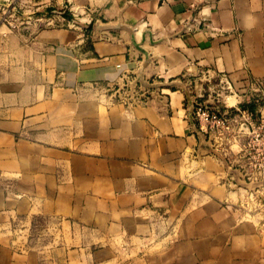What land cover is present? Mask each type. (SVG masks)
<instances>
[{
	"label": "crops",
	"instance_id": "obj_1",
	"mask_svg": "<svg viewBox=\"0 0 264 264\" xmlns=\"http://www.w3.org/2000/svg\"><path fill=\"white\" fill-rule=\"evenodd\" d=\"M221 76L264 81V0H0V264H264L243 142L195 118Z\"/></svg>",
	"mask_w": 264,
	"mask_h": 264
},
{
	"label": "built area",
	"instance_id": "obj_2",
	"mask_svg": "<svg viewBox=\"0 0 264 264\" xmlns=\"http://www.w3.org/2000/svg\"><path fill=\"white\" fill-rule=\"evenodd\" d=\"M220 84L232 88L231 82L227 78H222ZM224 89V88H222ZM221 91L216 95L211 94L208 101L195 103V118L201 130L205 132L214 142L221 143L223 139L227 141L231 138H238L246 132L248 139L240 152L241 159L246 154L250 160L249 168H253L255 174H249L245 166L243 168L244 176L249 182L258 179L264 181V125L254 127L251 122L244 126L236 127L234 123L237 119L246 118L250 120L253 114L249 110L237 109V114H232L228 109H224L219 105V97ZM102 96L108 99L115 97L122 101L126 106L134 107L137 105L148 104L152 99V92L144 89L134 83V81L126 83L123 88H113L108 86L102 90ZM231 109V108H230ZM240 161H238L239 163Z\"/></svg>",
	"mask_w": 264,
	"mask_h": 264
},
{
	"label": "rangeland",
	"instance_id": "obj_3",
	"mask_svg": "<svg viewBox=\"0 0 264 264\" xmlns=\"http://www.w3.org/2000/svg\"><path fill=\"white\" fill-rule=\"evenodd\" d=\"M222 79V76L219 77L216 81L213 82H209L210 83V87H211V94L216 95L217 92L221 91L220 93L221 96L219 97L221 100L219 101V106L224 108V104H225V99L227 100L230 97L233 96H237L238 90L232 85V88H228V86H223L222 84H220V81ZM224 88V89H222ZM246 95L250 98L248 102L250 101H255L256 103H260V102H264V81H256L253 83L252 86H250L248 88V90H245ZM223 100V101H222ZM199 102H204L201 101V99L199 100ZM247 102V101H246ZM228 105H230L231 103H226ZM230 110V112L232 114H237V109L240 110H244L241 107L239 108H235V107H226L224 109H228ZM231 108V109H230ZM235 108V110H234ZM253 114V118L250 119L249 121L246 120V118H238L237 121L234 123V125L236 127H240V126H246L244 125L245 122H251L253 124L254 127H259L264 125V117H260V112H258L259 114L256 115L251 112ZM247 133L244 132L243 135H241L240 137L234 139L231 138L230 140H226L223 139L222 141H220L221 143H237L239 141L243 142L241 147L243 149V146L246 144L248 136L246 135ZM262 135L264 136V133H262ZM239 164H241L242 166H245L248 170L249 174H255L253 168H249V164H250V160L248 159V157L246 156V154H243V158L241 159V161L239 162ZM259 183L257 184H253V186L251 187L250 190H248V192L246 193V196L244 197V202H243V206L254 216L260 218L261 220L264 221V181H261L260 179H258Z\"/></svg>",
	"mask_w": 264,
	"mask_h": 264
},
{
	"label": "trees",
	"instance_id": "obj_4",
	"mask_svg": "<svg viewBox=\"0 0 264 264\" xmlns=\"http://www.w3.org/2000/svg\"><path fill=\"white\" fill-rule=\"evenodd\" d=\"M263 105H264V102L256 103L255 101L252 100L250 102H246V103L242 104L241 108L244 110H249L250 112H253L255 115L257 113V115H258L259 109Z\"/></svg>",
	"mask_w": 264,
	"mask_h": 264
},
{
	"label": "water",
	"instance_id": "obj_5",
	"mask_svg": "<svg viewBox=\"0 0 264 264\" xmlns=\"http://www.w3.org/2000/svg\"><path fill=\"white\" fill-rule=\"evenodd\" d=\"M144 85H146L144 82H142ZM148 87H153V85H148Z\"/></svg>",
	"mask_w": 264,
	"mask_h": 264
}]
</instances>
